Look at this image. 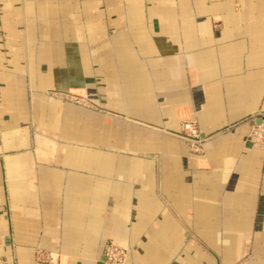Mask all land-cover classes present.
<instances>
[{
	"label": "crops",
	"instance_id": "1",
	"mask_svg": "<svg viewBox=\"0 0 264 264\" xmlns=\"http://www.w3.org/2000/svg\"><path fill=\"white\" fill-rule=\"evenodd\" d=\"M260 114L264 0H0V264H264Z\"/></svg>",
	"mask_w": 264,
	"mask_h": 264
},
{
	"label": "built area",
	"instance_id": "2",
	"mask_svg": "<svg viewBox=\"0 0 264 264\" xmlns=\"http://www.w3.org/2000/svg\"><path fill=\"white\" fill-rule=\"evenodd\" d=\"M60 98L74 103L81 101L68 95ZM255 119H258V124L254 122ZM251 120L253 124L247 135V141L251 144H264V114L257 115ZM178 137L186 144L189 153L193 155H201L203 153L205 139L201 137L195 121L186 120L182 122ZM103 257L105 258L103 264H126L127 252L122 247L109 242L104 246Z\"/></svg>",
	"mask_w": 264,
	"mask_h": 264
},
{
	"label": "rangeland",
	"instance_id": "3",
	"mask_svg": "<svg viewBox=\"0 0 264 264\" xmlns=\"http://www.w3.org/2000/svg\"><path fill=\"white\" fill-rule=\"evenodd\" d=\"M60 95H61V97H63L64 95L71 96V94H70V93H61ZM78 99H81V97H80V98L78 97ZM67 102H68V101H67Z\"/></svg>",
	"mask_w": 264,
	"mask_h": 264
},
{
	"label": "water",
	"instance_id": "4",
	"mask_svg": "<svg viewBox=\"0 0 264 264\" xmlns=\"http://www.w3.org/2000/svg\"><path fill=\"white\" fill-rule=\"evenodd\" d=\"M104 261H105V258H104V257H102V259L100 260V262H99L98 264H103V263H104Z\"/></svg>",
	"mask_w": 264,
	"mask_h": 264
}]
</instances>
